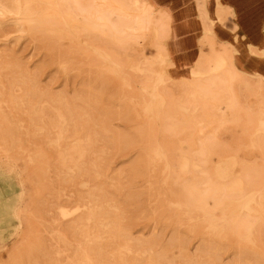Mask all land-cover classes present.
<instances>
[{"label": "rangeland", "instance_id": "374dc122", "mask_svg": "<svg viewBox=\"0 0 264 264\" xmlns=\"http://www.w3.org/2000/svg\"><path fill=\"white\" fill-rule=\"evenodd\" d=\"M173 28L153 0H0V264H264V73L208 26L188 63Z\"/></svg>", "mask_w": 264, "mask_h": 264}, {"label": "crops", "instance_id": "0c3cea01", "mask_svg": "<svg viewBox=\"0 0 264 264\" xmlns=\"http://www.w3.org/2000/svg\"><path fill=\"white\" fill-rule=\"evenodd\" d=\"M153 3L172 15L174 28L170 41L188 46L183 57L188 63L198 56L197 40L205 37L203 28L208 26L215 39L223 42L219 44L232 49L235 69L241 68L247 74L264 73V0H153ZM198 6L202 8L200 11ZM225 11L233 16L234 30L230 32L219 24L225 20Z\"/></svg>", "mask_w": 264, "mask_h": 264}, {"label": "bare ground", "instance_id": "6f19581e", "mask_svg": "<svg viewBox=\"0 0 264 264\" xmlns=\"http://www.w3.org/2000/svg\"><path fill=\"white\" fill-rule=\"evenodd\" d=\"M151 31H153V30H151ZM196 93H197V92H196ZM199 95H200V94H199ZM200 96H201V95H200ZM198 98H199V97H198ZM195 99H197V98H195ZM241 182H242V181H241ZM242 186H243V185H242ZM189 191H193V189H191V190L188 189V192H189ZM188 192H187V193H188ZM197 192H198V191H197ZM197 192H195V193H196L197 198H198V194H197ZM212 193H213V192H212ZM215 193H216V192H215ZM190 194H191V193H190ZM209 194H211V193H209ZM213 194H214V193H213ZM191 195H194V194H191ZM199 195H200V194H199ZM181 196H182V195H181ZM187 196H188V197L190 196L189 193H188ZM187 196H186V197H187ZM204 196H205V194H203V195L201 194L200 197H204ZM182 197H184V196H182ZM191 197H192V196H190L189 199H190ZM195 197H196V196H195ZM192 198H193V197H192ZM192 198H191L190 201H193V199H195V198H193V199H192ZM204 198H205V197H204ZM204 198H202V200H204ZM213 198H215V197H213ZM220 198H221V197H220ZM184 199H186V198H184ZM187 199H188V198H187ZM209 199H211V198L209 197ZM197 200H199V199H197ZM197 200L195 199V202H196ZM200 200H201V198H200ZM200 200H199V201H200ZM202 200H201V201H202ZM214 200H215V199H214ZM180 201H181V199H180ZM186 201L189 202V200H186ZM201 201H200V202H201ZM212 201H213V200H212ZM215 201H216V200H215ZM215 201H214V202H215ZM193 202H194V201H193ZM202 202H203V201H202ZM216 202H217V201H216ZM218 202H219V200H218ZM186 203H187V202H186ZM190 203H192V202H190ZM196 203H197V202H196ZM204 203H206V202H204ZM180 204H181V203H180ZM187 204H188V203H187ZM187 204H186V205H187ZM197 204H198V203H197ZM199 204H200V203H199ZM206 204H207V203H206ZM215 204H216V203H215ZM215 204H214V206H215ZM192 205L194 206V204H192ZM195 205H196V204H195ZM201 205H202V204H201ZM207 205H208V204H207ZM202 206H203V205H202ZM215 208H216V207H215ZM210 210H211V209H210ZM245 221H246V220H245ZM245 223H246V222H245ZM239 224H241V223H239ZM233 226H235V225H233Z\"/></svg>", "mask_w": 264, "mask_h": 264}]
</instances>
